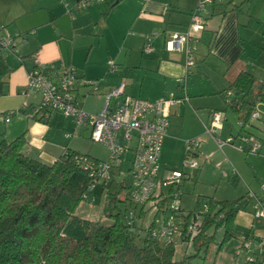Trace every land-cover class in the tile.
Wrapping results in <instances>:
<instances>
[{"label": "crops", "instance_id": "1", "mask_svg": "<svg viewBox=\"0 0 264 264\" xmlns=\"http://www.w3.org/2000/svg\"><path fill=\"white\" fill-rule=\"evenodd\" d=\"M76 1L7 0L10 7L5 15L0 13V38L10 36L17 54L9 52V62L4 59L11 72L5 94L0 96V114H14L8 122L0 118V141L24 136L26 151L51 164L66 151L72 152L81 134L77 131L84 125L76 126L63 116L55 115L48 124L33 118L34 97L30 92L19 93L32 68L31 59L37 60L40 72L72 67L81 78L97 82L95 92L89 87L78 90V99H83L80 108L89 114L99 113L106 95L122 83L124 96L155 104L175 99L177 103L167 108L158 181L183 170L179 205L185 212L209 207V201L214 212L216 202L249 196L246 210L234 214L233 237L220 247L221 238L216 254L232 241L243 250L246 242L250 248L242 251L244 264L249 256L259 259L257 242L264 235V221L252 213L264 183V140L259 138L264 131L251 126V119L241 132L237 117L225 109L232 98L228 88L237 75L248 72L256 84L264 79V0H226L232 3L205 6L201 15L206 26L194 35L191 53L195 64L185 78L184 49L168 52L165 42L187 32L199 0H121L110 9L105 0H96L85 9L73 10ZM146 45L152 48L149 53L144 52ZM257 113L259 120L264 106L258 105ZM212 114L222 118L220 140H231L221 149L204 133ZM66 124L71 126L69 134ZM241 137L250 139L248 144ZM196 138L203 139L193 157L197 167L183 168L185 142ZM252 145L255 150L249 151ZM107 157V149L104 159L89 156L99 161ZM112 174L123 176L117 170ZM240 256L234 252V262Z\"/></svg>", "mask_w": 264, "mask_h": 264}, {"label": "trees", "instance_id": "2", "mask_svg": "<svg viewBox=\"0 0 264 264\" xmlns=\"http://www.w3.org/2000/svg\"><path fill=\"white\" fill-rule=\"evenodd\" d=\"M81 1L74 3L73 10H79L75 5ZM119 1L105 0L108 9ZM230 2L222 0L213 5H230ZM5 53L9 52L4 51L0 44V96L5 94L11 72L4 61ZM10 53L16 55V48ZM31 64L29 71L40 69ZM228 89L232 98L225 111L229 110L237 117L243 132L250 125L251 112L257 113V106H264V79L256 85L250 73L241 72ZM26 146L24 136L11 142L0 141V264H197L200 252L207 253L208 245L214 240V233L211 236L208 232L211 229L223 230L220 247L231 239L234 214L246 210L250 198L246 195L236 200L216 202L214 212L210 211L213 206L209 201L210 209L206 205L208 211L201 215L194 236L188 234L186 228L190 214L199 209L185 212L181 208L185 220L180 235L167 242L151 236V230L159 225L155 219L146 228L140 225V221L145 214V205L153 201L151 206L156 208V216L161 214L162 221L171 193L178 192L181 196L182 180L179 185L168 186L166 193L161 188L159 194L154 196L153 192L144 204L134 205L128 197L122 201L116 195L123 189L129 190L124 180L117 181L111 174L109 181L95 183L86 171L74 163L72 157L76 153L66 151L48 164L39 160L37 154H29ZM129 159L127 155L124 164L117 170L127 180ZM112 187L114 193L110 192ZM104 195L112 198L111 207L115 212L108 215L112 224L103 225L75 215L81 203ZM118 204H123V208ZM176 241L191 245L194 253L174 260ZM259 259L254 257L255 261L251 264H257Z\"/></svg>", "mask_w": 264, "mask_h": 264}, {"label": "built area", "instance_id": "3", "mask_svg": "<svg viewBox=\"0 0 264 264\" xmlns=\"http://www.w3.org/2000/svg\"><path fill=\"white\" fill-rule=\"evenodd\" d=\"M94 0H82L75 5L77 9H84ZM99 1V0H98ZM214 2L222 0H199L196 9L191 15V21L187 32L183 35H173L165 42V50L168 52L184 49L185 65L184 78L190 73L195 64L192 50L194 35L199 34L206 26L202 20V13L205 6L213 5ZM1 47L6 52H14L15 44L9 36L0 39ZM152 48L149 45L144 47V52L149 53ZM32 63L39 67L36 59ZM21 88L20 94L29 92L39 95V102L33 106V118L37 122L50 123L55 115L63 116L76 126L84 125L90 129V138L93 143L106 147L108 157L104 161H95L87 156L76 154L72 157L74 163L82 171H86L91 179L96 181H109L113 170H118L124 164L126 155L130 156L128 161L129 169V201L134 205L144 204L149 197L162 187L179 185L184 174L181 171L173 172L161 183L158 181V161L161 145L167 134L168 128V106H173L177 100L165 98L159 102L151 103L146 100L124 96V83L108 93L105 97L102 110L97 114H89L80 108L83 99H78V90L89 87L92 91L97 90V82L81 78L75 69L67 67L61 70H52L48 73L34 69L27 74V82ZM122 97V98H121ZM186 99V98H185ZM113 101V104H112ZM252 120L258 119V113L251 112ZM13 111L0 114L4 122H8ZM222 118L219 114H212L209 123L203 127L206 136L215 142L218 148L230 143L231 140L223 141L219 138ZM69 137V135H66ZM244 144L250 139L240 138ZM203 139L186 140L185 158L183 168H196L197 164L193 157L197 152ZM242 149V147H240ZM255 145L249 151H254ZM93 185L91 186V189ZM261 195L257 198L253 217L264 221V183L260 185ZM180 194L171 193L164 219L157 227L151 230L153 238L172 242L180 235V229L184 223L185 213L182 212ZM208 211L204 205L199 211L190 214V222L186 228L188 234L194 236L199 227L201 215ZM259 262L264 264V235L258 240ZM242 248L248 250L250 245L243 243ZM247 263H254V257H247Z\"/></svg>", "mask_w": 264, "mask_h": 264}, {"label": "rangeland", "instance_id": "4", "mask_svg": "<svg viewBox=\"0 0 264 264\" xmlns=\"http://www.w3.org/2000/svg\"><path fill=\"white\" fill-rule=\"evenodd\" d=\"M7 0H2L0 1V13L3 15H5V11L6 9H8L7 7H10L8 5V3H6ZM198 2V1H197ZM198 4V3H197ZM95 7V6H93ZM196 9V8H195ZM0 15V18H3ZM5 18V17H4ZM191 21V19H190ZM206 23V21H205ZM190 24V23H189ZM109 39V38H108ZM8 57V53L4 55V59L5 61L9 62L10 59L7 58ZM110 64H113V61H111ZM257 85V84H256ZM136 89L138 90V86L136 85ZM144 90V89H143ZM256 91V90H255ZM30 96L34 97L33 100V104H37L40 100L39 95H36L34 93H29ZM30 102V99H29ZM72 122V121H71ZM253 124L251 126L253 127H258V129L264 131V116H262L259 120H253L252 122ZM75 125H72V128H74ZM66 130L68 132V134L70 133L71 130V126L66 124ZM69 129V130H68ZM78 133H81L79 135V138L77 137L75 139V143L74 145H72L73 147H71V151L75 152V153H79L80 155H86L89 154V156L93 157V158H97V159H104L105 155H106V147L102 146V145H98L96 143H93L91 138H90V129L88 127L83 126L82 128H79ZM76 132V133H77ZM260 139L264 140V135H261L259 137ZM80 140V141H78ZM183 164V162H182ZM171 175V174H170ZM117 181H121L124 180L125 185H129V179H125L124 176H117L115 177ZM98 190V188H96V191ZM129 190L127 189H123L122 192L116 194L118 196V199L124 201L125 198L128 197V192ZM111 193H114V188H111ZM164 193L167 192V189H164L163 191ZM111 197H106V195L102 196L101 198L98 199H93L90 202H84L81 203L80 206L78 208H76V212L75 215L81 219H86V220H91V221H95L98 222L100 224L103 225H110L112 224V218L108 217L109 213H114L115 209L111 204ZM127 205V204H126ZM151 205H153V202L148 203L147 205H145V214L143 216V218H141L140 221V225L143 228H146L149 223L152 220H156L157 223L161 222V214H158L156 216V208L152 207ZM118 207H120L121 209L123 208V204H118ZM152 207V208H151ZM123 221H126L123 218ZM214 233V234H213ZM141 235L143 233H140ZM209 235L212 236V234L214 235V240H212L213 242H211L208 245V251L207 253L203 254V252H200V259L197 260V264H202L203 260L206 259L205 264H244V251L245 249H239L238 244L236 242H231L228 246L225 247V251L223 250V252L216 254L217 252V247L218 244L220 243V240L222 238V229H217V230H210L208 232ZM175 255H174V260H181L185 255H190L192 253H194L192 246L191 245H187L184 244L182 242L176 241L175 245ZM234 252H240L241 256L238 258L239 260L237 262H234L232 254ZM204 257V259H203ZM236 258V259H237Z\"/></svg>", "mask_w": 264, "mask_h": 264}]
</instances>
